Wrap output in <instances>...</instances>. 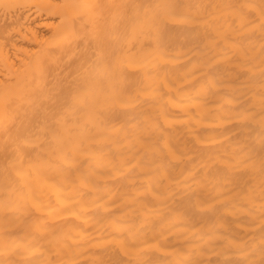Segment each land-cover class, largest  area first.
Segmentation results:
<instances>
[{
    "label": "bare ground",
    "instance_id": "bare-ground-1",
    "mask_svg": "<svg viewBox=\"0 0 264 264\" xmlns=\"http://www.w3.org/2000/svg\"><path fill=\"white\" fill-rule=\"evenodd\" d=\"M0 264H264V0H0Z\"/></svg>",
    "mask_w": 264,
    "mask_h": 264
}]
</instances>
